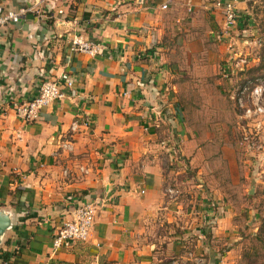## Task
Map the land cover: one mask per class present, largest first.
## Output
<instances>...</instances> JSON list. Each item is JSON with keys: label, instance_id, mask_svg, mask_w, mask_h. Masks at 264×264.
I'll return each mask as SVG.
<instances>
[{"label": "crops", "instance_id": "crops-1", "mask_svg": "<svg viewBox=\"0 0 264 264\" xmlns=\"http://www.w3.org/2000/svg\"><path fill=\"white\" fill-rule=\"evenodd\" d=\"M165 1L0 0L4 10L25 9L0 29V210L11 219L0 255L9 264H205L207 242L195 258L162 225L175 219L162 175L176 136L158 69ZM172 1L166 11L178 22L174 10L189 4ZM245 3L235 4L240 19ZM73 35L100 43L102 54L71 52ZM62 72L74 78L71 96L33 122L18 119L13 101L31 100L47 76ZM73 121V151H63ZM94 200L88 241L53 250L72 208Z\"/></svg>", "mask_w": 264, "mask_h": 264}, {"label": "rangeland", "instance_id": "rangeland-1", "mask_svg": "<svg viewBox=\"0 0 264 264\" xmlns=\"http://www.w3.org/2000/svg\"><path fill=\"white\" fill-rule=\"evenodd\" d=\"M245 1L230 48L229 40L216 39L222 26L212 0H187L184 13L174 10L178 22L172 11L162 12L159 77L176 119L162 174L166 189L176 191L169 208L175 219L162 225L185 243L184 251L207 242L205 264H264V149L255 150L264 147V136L254 139L252 121L231 99L245 81L264 82V0ZM235 53L247 65L224 78Z\"/></svg>", "mask_w": 264, "mask_h": 264}, {"label": "built area", "instance_id": "built-area-1", "mask_svg": "<svg viewBox=\"0 0 264 264\" xmlns=\"http://www.w3.org/2000/svg\"><path fill=\"white\" fill-rule=\"evenodd\" d=\"M236 2L237 0H214L212 3V8L217 10L223 18L221 35L217 36L216 39L219 41L220 39L229 40V48L232 45V30L239 25L241 20L235 5ZM171 4H173L172 0H166L160 9L165 11ZM24 12L25 9L12 11L4 10L0 6V29H5L9 25L16 24ZM67 40L69 49L73 53H80L90 58L102 54L103 47L100 43L86 39L82 35L69 36ZM233 56L232 64L224 68L221 73L224 78L243 71L247 65V61L240 59L236 53ZM235 56L238 58L237 62H235ZM73 84L74 78L66 72H62L56 76H47L40 84L38 94L34 98L20 104L13 101L12 108L16 117L25 123L37 120L44 109L50 107L56 101L69 98L72 94ZM231 99L236 104L238 111L242 113V117L248 121H252V127L254 128L252 135H254V139L256 138L259 141V136L261 134L264 136V82L257 80L255 82L250 80L245 81L243 84L235 87ZM79 125L77 121L71 123L69 127V139L61 143L60 149L67 152L73 151L72 135L77 132ZM83 125L88 126L89 121L84 120ZM243 139L246 140L247 137H243ZM252 145H255L254 142ZM261 149H264L262 145L255 147L256 151ZM63 174L67 176V170H64ZM166 193L170 196H175L176 191L167 189ZM99 206V202L94 200L73 207L69 219L65 220L54 234L52 242L53 250L68 248L75 242L88 241ZM17 251L18 248L15 249V252ZM0 264H9V261L8 259L4 260L2 255H0Z\"/></svg>", "mask_w": 264, "mask_h": 264}, {"label": "water", "instance_id": "water-1", "mask_svg": "<svg viewBox=\"0 0 264 264\" xmlns=\"http://www.w3.org/2000/svg\"><path fill=\"white\" fill-rule=\"evenodd\" d=\"M10 226V215L0 210V243L4 233L10 228Z\"/></svg>", "mask_w": 264, "mask_h": 264}, {"label": "trees", "instance_id": "trees-1", "mask_svg": "<svg viewBox=\"0 0 264 264\" xmlns=\"http://www.w3.org/2000/svg\"><path fill=\"white\" fill-rule=\"evenodd\" d=\"M241 18H242V17H241ZM260 66H261V69L264 70V62H262ZM263 226H264V221H263V223H262L261 229H262ZM3 259H4V260H7V259H8V255H3ZM215 264H217L216 261H215Z\"/></svg>", "mask_w": 264, "mask_h": 264}]
</instances>
